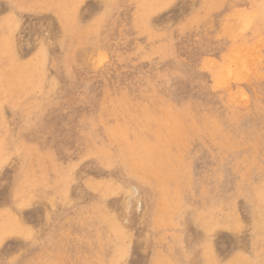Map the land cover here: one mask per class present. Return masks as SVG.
<instances>
[{"label": "rangeland", "instance_id": "rangeland-1", "mask_svg": "<svg viewBox=\"0 0 264 264\" xmlns=\"http://www.w3.org/2000/svg\"><path fill=\"white\" fill-rule=\"evenodd\" d=\"M0 264H264V0H0Z\"/></svg>", "mask_w": 264, "mask_h": 264}]
</instances>
